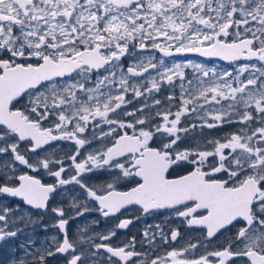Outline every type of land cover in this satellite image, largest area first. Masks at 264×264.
<instances>
[{"label": "snow or ice", "instance_id": "obj_1", "mask_svg": "<svg viewBox=\"0 0 264 264\" xmlns=\"http://www.w3.org/2000/svg\"><path fill=\"white\" fill-rule=\"evenodd\" d=\"M148 50L151 55L141 54ZM186 53L218 57L237 67L218 71L216 66L175 59ZM126 56L133 59L124 70L121 61ZM165 58H172L171 62ZM242 60L245 63L240 64ZM187 69L192 70L191 79ZM245 73L247 78L242 79ZM164 87L170 90L169 108L157 111L155 116L163 122L153 124L149 110L162 102L147 101ZM177 88L180 107L170 119ZM130 92L134 100L143 97L145 102L124 112V117L144 115L134 122L110 118L133 102L126 99ZM185 115L199 118L202 128L246 127L180 149L181 134L186 137L190 131L178 127ZM253 121L261 126L252 129ZM89 124L94 129L91 138H81ZM101 124L108 131L100 129ZM97 129L100 147L91 149ZM57 141L74 142L75 152L54 160L57 149L45 151V146ZM22 142L28 145L23 154ZM86 146L91 150L77 162ZM65 160L71 161L67 168ZM182 163L190 164L192 171L169 179L170 168ZM54 164L58 170L52 171ZM40 169L55 183L44 184L29 174ZM73 169L75 174L65 179L63 174ZM95 170H107L109 175L118 170V174L112 182L89 186L83 174ZM131 176L140 182L118 191L120 179ZM68 185L78 186L84 196L82 201L71 197L69 206L76 216L96 211L107 221L130 207H137L142 215L170 209L190 229L200 227L206 235L202 241L150 258L149 252L130 250L135 247L134 236L120 247L107 243L132 219H120L107 234H81L78 241H71L65 209L54 207L58 218L54 227L64 234L62 242L50 237L52 245H58L55 252L51 247L28 252L33 244L29 239L20 248L32 260L22 257L11 264H45L46 256L69 251L74 254L68 264H81L82 257L96 256L100 249L109 254L108 264H113L112 257L127 264L133 257H140L137 264H235L231 258L264 264V0H0V241L24 230L16 227L18 222L25 227L37 223L28 207L46 212L50 199ZM10 200L17 203L9 207ZM90 203L95 207L90 208ZM237 224L242 226L234 236L225 237L222 249L206 251L196 259L182 258ZM152 227L143 230L142 240L150 248L157 247V237L166 245L180 235L173 229L169 240L159 224L156 232ZM97 238L101 243H93ZM77 243H89L97 251L75 254Z\"/></svg>", "mask_w": 264, "mask_h": 264}, {"label": "flooded vegetation", "instance_id": "obj_2", "mask_svg": "<svg viewBox=\"0 0 264 264\" xmlns=\"http://www.w3.org/2000/svg\"><path fill=\"white\" fill-rule=\"evenodd\" d=\"M239 18V17H237ZM242 30V29H241ZM235 32V28L232 29ZM258 46V45H257ZM143 55H151V50L147 52L141 53ZM156 60L158 61L160 57V53H155ZM133 58L131 56H126L122 58V64L124 70L127 69L129 66L130 60ZM166 62L170 63L172 58H165ZM175 59L183 61V60H192L197 63H203L208 67L216 66L217 70L223 69H234L237 67L236 63L230 64L228 61H224L218 57H202L197 53H186V54H177ZM240 64L245 63V61H240ZM186 72L188 73L189 79L192 78V70L187 69ZM151 74V73H150ZM247 78V73L242 76V79ZM94 79V78H93ZM137 82H139L140 78H135ZM144 87H148L147 84ZM170 94V90L167 87L161 89L160 92H154L152 97L148 99L147 103L152 104L153 99L161 100V105L159 107H152L149 110V114H151L154 119L152 121L153 124L162 123V119L160 117H156L155 114L157 111H165L168 110L169 105L166 97ZM133 93L126 94V99L133 101L129 105L122 106V109L118 111V116H111L110 118L113 119H124L126 122H134L136 119H139L144 113H137L134 117H124V112H130L133 109H138L142 106L145 102L144 98H137L133 99ZM176 99L172 102L171 112L173 113L170 116V119H174V113L180 107V100H179V89L175 90ZM13 107H19L18 104H14ZM242 114V113H241ZM253 114L254 110H253ZM203 115V113H201ZM233 119H238V117H233ZM209 122V121H208ZM210 121L209 123H211ZM96 123H99L97 120ZM202 121L197 118L195 115L193 116H182L181 122L179 123V128H189L190 131L185 137L182 135L181 142L178 143V147L180 149L184 148H192L196 145V142L199 141L201 145H204V142L209 138H220L223 137L225 134H230L232 132L238 131L241 127H246V125L242 124H225L221 127L215 128L217 131L210 132L206 127H200ZM195 125V127H193ZM261 126L257 122L253 121L251 124V128L254 129L256 127ZM44 127H49V124H44ZM146 127H151V125H146ZM100 129L103 131H108L107 125H100ZM71 130V128H69ZM138 130V129H137ZM220 130H222L220 132ZM94 129L92 125L89 124V127L86 129V133L81 135V138L89 139L93 133ZM129 135L132 134V129H126ZM97 141L93 142L91 145V149H96L100 147V130H95ZM123 134V131H121ZM150 145L153 147L157 146L156 142L149 141ZM28 145L24 144L23 142L20 145V151L23 154L25 149ZM52 149H57V151L53 155L54 160L63 159L67 156H71L75 152V144L72 141H57L52 142L51 147L45 146V151H51ZM89 147H85L81 152L77 162H81L88 151L91 150ZM201 150H210L208 147H201ZM30 159H35V157H29ZM71 164L70 160H65L64 166L67 168ZM23 168V166H21ZM24 171H29L26 168H23ZM52 171L58 170L57 165H52ZM192 171V166L187 163H182L179 167L173 166L170 168L169 172L166 173V176L169 179L177 178L180 175H185L187 172ZM29 174L35 175L38 179L42 181L44 184H54L55 178L50 176L46 171L43 169L38 170L36 173L29 172ZM75 174L74 169L70 172H65L63 174L65 179H68L71 175ZM118 174V170H112L111 175H109L107 170H95L94 173H85L83 174L85 177V182L89 184V186L96 184V185H103L109 182H112V176ZM140 182L139 177L131 176V177H123L120 181L116 184V189L118 191H127L131 187H134L136 183ZM66 191L68 193L67 196L61 197L60 192ZM80 189L78 186L75 185H68L64 188L60 189L57 194L52 197L48 203L47 211L43 210H35L28 207V211L31 212L33 219L37 220L38 222L32 225L25 227L23 222H18L16 227L23 228L22 232H19L16 237L8 238L4 241H0V264H11L13 259H20L25 258L28 261L32 260L30 255H25V251L20 248V245L23 243L25 245L28 244L29 239L33 241L32 245H28L27 251L34 252L38 248H48L51 247V250L55 252V247L58 245H52L50 237L56 236L59 241L62 242L64 238V234L60 232L57 227L54 225L57 223V216L52 212L54 207H62L65 209V219H68V224L66 225V230L68 237L71 241H78V236L83 234L85 236H92L93 233H101L107 234V230L114 227L115 224L119 222L120 219H132L133 223L128 226L127 229H116V235L111 238L107 243H109L113 247H120L124 243H128L129 239L133 236L135 237V247L134 250L138 253L149 252L151 253L150 258H154L155 256H163L168 251H172L173 249H181L187 246L188 243H197L198 241H202L204 235H206V231L202 230L200 227L194 226L193 228H189L186 224V221L183 218L177 217L174 212L170 209H159L154 214H146L142 215L137 207H130L126 212L122 210V213L117 214L114 219H109L105 221L100 214L96 211H89L86 212L83 216H76V210L70 208V200L73 195L77 196L78 200H83L84 196L80 195ZM7 199V198H4ZM16 200H10L9 207H12L16 204ZM189 207L193 206L191 203L188 205ZM25 206L21 203V208ZM89 207H95L94 203H90ZM181 210H184L181 208ZM21 213L17 212L16 215H20ZM197 214L203 215L205 214L203 210H197ZM74 217V218H73ZM139 217V219H136ZM93 220H99L98 224L91 223ZM159 224L163 232L168 235L169 240L171 236V231L173 229L177 230L180 235L178 239L174 242H170L169 244H161L159 241V237L156 239L155 248H150L147 243H142L143 240V230L152 225V232H156L157 229L155 225ZM47 225V229L45 230L44 226ZM87 225V227H85ZM242 225L237 224L230 229L228 233L221 232L217 237L211 241L210 244H207V247L204 246V243H201L196 249H192L189 252L185 253L184 259H196L201 255H204L206 251H216L222 249L227 244V240L225 239L226 236H234L235 233L238 231L239 227ZM83 229V233H80L79 230ZM8 230H14L12 227H9ZM93 243H101V241L97 238L94 239ZM87 251L88 253L96 252L97 250L92 247L89 243H77L76 245V253L79 254L82 251ZM235 250V249H233ZM74 253L69 251L68 253H56L53 256H46L45 257V264H68V261L71 259V256ZM109 254L104 250L100 249L98 255H86L82 257L81 264H94V262H98V264H108ZM113 264H127V262H120L118 258L112 257ZM140 257H133L131 260V264H137V260ZM235 260V264H244L243 260L231 258ZM226 264H230V261H226Z\"/></svg>", "mask_w": 264, "mask_h": 264}, {"label": "rangeland", "instance_id": "obj_3", "mask_svg": "<svg viewBox=\"0 0 264 264\" xmlns=\"http://www.w3.org/2000/svg\"><path fill=\"white\" fill-rule=\"evenodd\" d=\"M211 120L209 119V122H210ZM209 131L210 132H213V131H217L216 129H209ZM222 130H220V132H221Z\"/></svg>", "mask_w": 264, "mask_h": 264}]
</instances>
